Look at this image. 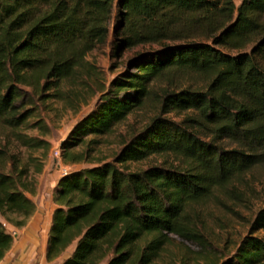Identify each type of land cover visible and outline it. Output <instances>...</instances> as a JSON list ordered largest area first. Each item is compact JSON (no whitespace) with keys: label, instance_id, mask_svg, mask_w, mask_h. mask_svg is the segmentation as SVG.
Instances as JSON below:
<instances>
[{"label":"trees","instance_id":"16d2710c","mask_svg":"<svg viewBox=\"0 0 264 264\" xmlns=\"http://www.w3.org/2000/svg\"><path fill=\"white\" fill-rule=\"evenodd\" d=\"M112 22L117 57L150 49L101 91L62 144V157L81 162L68 151L110 133L151 99L157 82L164 84L159 114L115 163L58 180L48 263L153 264L171 235L207 248L189 228L188 208L264 163V0H0V127L19 146L43 147L18 130L38 117L39 105L61 99L64 84H89L95 69L86 57L107 41ZM30 128L45 126L37 118ZM224 141L236 149L225 150ZM153 155L174 162L136 172L118 166ZM11 157L0 147V262L18 239L6 225L21 230L36 211L28 170H5ZM261 229L264 208L252 227ZM221 264H264V240L246 237Z\"/></svg>","mask_w":264,"mask_h":264},{"label":"rangeland","instance_id":"374dc122","mask_svg":"<svg viewBox=\"0 0 264 264\" xmlns=\"http://www.w3.org/2000/svg\"><path fill=\"white\" fill-rule=\"evenodd\" d=\"M114 27L112 22L107 41L86 57V61L95 69V76L89 80V84H64L61 99H52L39 105L37 118L43 122L44 130L30 128V124L37 118L29 120L28 126L18 130L27 137L44 141L42 148H23L12 138L9 130L0 127V147L7 148L12 156L5 170H28L26 180L33 182L35 189L34 194L29 197L38 195L45 202L48 194L53 193L58 180L66 173L115 163V157L120 154L124 145L142 132L159 114L155 101L159 99L157 95L164 84L157 82L151 99L129 114L110 133L98 137L88 136L82 145L68 151L71 155L81 156V162L74 163L62 157V144L69 138L74 127L95 109L101 91L108 89L113 78L127 69L129 59L150 49L147 46L137 47L124 52L120 58L117 57L113 51ZM194 87L202 88L203 85L197 84ZM166 116L180 121L183 114L171 113ZM222 144L227 151L236 149L228 141ZM172 162V158L167 155H153L140 162L118 166L136 172L153 166H169ZM36 170L42 171L36 173ZM263 208L264 163L254 165L227 185L215 188L209 197L188 208L189 228L204 236L207 248L202 249L195 243L185 242L171 235L170 244L163 251L160 260L153 264H221L236 254L246 237L264 240V229L252 230L255 218ZM6 229L12 233L21 232L8 224Z\"/></svg>","mask_w":264,"mask_h":264},{"label":"crops","instance_id":"0c3cea01","mask_svg":"<svg viewBox=\"0 0 264 264\" xmlns=\"http://www.w3.org/2000/svg\"><path fill=\"white\" fill-rule=\"evenodd\" d=\"M52 195L53 193L48 194L45 202L38 195L30 197L36 206V211L21 232L17 233L18 239L0 264H60L62 262L64 257L52 263H48L45 258L52 214L55 209Z\"/></svg>","mask_w":264,"mask_h":264}]
</instances>
